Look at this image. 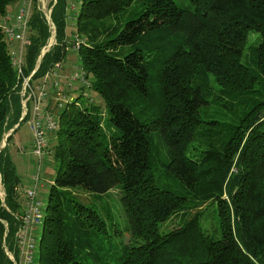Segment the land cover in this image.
Here are the masks:
<instances>
[{
    "label": "trees",
    "instance_id": "16d2710c",
    "mask_svg": "<svg viewBox=\"0 0 264 264\" xmlns=\"http://www.w3.org/2000/svg\"><path fill=\"white\" fill-rule=\"evenodd\" d=\"M21 1L0 0V16ZM79 1L78 22L121 24L79 48L103 109L79 95L56 116L48 82L34 84L65 52L67 0L54 16L60 43L30 79L58 123L36 264H264V0ZM34 11L30 27L42 36L26 75L47 30ZM21 80L0 24V264H14L6 249H16L34 188H22L3 146L32 116ZM212 101L229 118L211 114Z\"/></svg>",
    "mask_w": 264,
    "mask_h": 264
},
{
    "label": "rangeland",
    "instance_id": "374dc122",
    "mask_svg": "<svg viewBox=\"0 0 264 264\" xmlns=\"http://www.w3.org/2000/svg\"><path fill=\"white\" fill-rule=\"evenodd\" d=\"M33 1L35 2L34 5L32 4L31 9L32 11L37 10L42 16V18L45 19L47 30L45 33V37H42L41 39L40 47H38L39 52L35 57L34 67H32L31 70L28 72L30 75L31 72L34 71L35 66L38 63L39 65L33 72L32 76L36 74L38 69H40L41 63L42 61H44V58L47 53L53 52L54 47L60 43L58 23L56 22L54 17L56 8L58 7V0ZM22 5L23 4L21 1L20 3H17V5H15L11 10L2 14L0 16V24L5 27L13 28L14 24L16 23V17H14L15 13L22 7ZM79 6V0H67L66 14L64 19V21H66V34L64 35L63 40V43H65L66 45L65 47L62 46L63 50H65L63 57L57 62H51L50 67L46 69V72L38 76L37 80L34 82V84L36 83L38 87L39 84H42V82H48V91L50 92L48 95V99L52 100L53 102V107L51 106V113L55 114L56 116H58L60 108L69 98H75L79 95L80 97H82V100L101 104L102 109L104 107V100L101 98V95L97 91L92 89V83L95 79V76L90 75V73L87 71V68L83 64L82 70H80L79 64L82 62V60L80 59L79 48L80 45L83 44V42H104L111 36L112 30L121 24V20L117 18H107L102 20L92 19L91 21L78 22V20H76L74 17H76L77 11H79ZM47 16H50V19H48ZM4 31H6V28H4ZM37 36L39 37L42 35L39 33L38 30L32 31L31 25L30 31L25 36V40L21 41V45L23 46L22 58L26 60L27 66V55L30 47L34 44V38H38ZM255 38L256 35L252 36L251 40H254ZM14 40L6 36L7 46L12 51L14 49H17L20 45V42ZM23 70L24 68L22 69V71ZM15 73L18 77V68H15ZM39 74L41 73L39 72ZM29 75H26L24 72V76ZM21 77V83L23 85L21 87L22 89L20 90L22 112L25 114L28 111L30 113V111L32 110L31 113L33 114V116L32 118H27V120L21 124L17 131L15 130V128H12L9 130L7 135L4 134L5 138L3 140V146L9 145L8 150L10 151V155L16 165L17 172L21 177L22 188L26 190L29 187H34L36 203L40 204V201L43 204V207H45V205L48 203L50 188L52 185L51 183L58 169V163L56 162L54 155L52 152H50V150L44 151L43 149L44 152L39 155L36 153L34 148L32 149L31 143L34 140L35 133L31 126L38 122L36 119H33L34 116L40 115V117L44 119L50 114L48 113V109L46 107L34 105L32 108L33 104L30 103L33 101V97H31L30 103L22 97V94L24 93V88L27 87L28 78L24 79L23 82L24 77ZM211 86L213 88L214 93L219 94V88L212 81ZM51 91H53L54 93H52ZM60 91H62V93ZM213 97L214 95L211 98ZM37 98L38 100L40 99L42 102H44L42 95L40 97L39 93H37ZM58 99L62 101L57 103ZM46 101L45 104H47ZM210 113L219 114L223 118H229L217 112V106L213 101ZM55 132L56 131L50 132L51 134L48 135L49 144H53L56 141ZM39 172H41L40 183L37 180ZM1 182L2 176L0 174V196H2V198L0 197V201L2 202V204H4L5 198L3 197L5 193L3 191V185ZM171 188L176 190L175 185H171ZM82 196L87 199L89 198L90 194L88 197L85 193L82 194ZM178 220L179 218L175 217L170 219L167 223V228L176 226ZM37 227V229L33 230V235L39 238L41 235L42 228H39V226Z\"/></svg>",
    "mask_w": 264,
    "mask_h": 264
},
{
    "label": "built area",
    "instance_id": "2783aa9c",
    "mask_svg": "<svg viewBox=\"0 0 264 264\" xmlns=\"http://www.w3.org/2000/svg\"><path fill=\"white\" fill-rule=\"evenodd\" d=\"M34 2L35 1L33 0H23L22 7L17 11L16 16H14L16 17V23L14 24V27L10 28L3 26V28H6V31H4L5 40L7 36L10 39H15L14 41L20 42V45L17 49H14L13 51L10 50L11 61L14 68L19 69L18 77L21 78V76H23V82L24 79L28 78L27 87L24 88L22 97L25 98L26 101H30L31 97H33L32 108L34 105L39 106L38 98L33 88L34 85H32L30 82L31 76L39 64L37 63L34 71H32L29 76H24L25 68L27 65L26 60L22 58L23 46L21 45V41L25 40L26 34L30 31V20L33 13L31 7L32 4L34 5ZM49 17L50 16H47L48 19H50ZM23 68L24 70L22 71ZM80 70H82V67H80ZM43 94L44 92L41 90L40 97ZM33 119H36L38 122L31 126L35 133V137L31 143V147L32 149H35L37 154L41 155L44 151L50 150L48 148V135L50 134V132H54L56 130L58 124L57 118L53 114H50L44 119L40 117V115L34 116ZM27 192L28 200L25 202L26 204L20 216V226L16 234V249L8 253L14 264H36L38 257L37 253L39 250V244L36 236L33 235V230L37 229V226H39V224L41 223L44 214V208H42L40 201V204L36 203L34 188H29Z\"/></svg>",
    "mask_w": 264,
    "mask_h": 264
},
{
    "label": "bare ground",
    "instance_id": "6f19581e",
    "mask_svg": "<svg viewBox=\"0 0 264 264\" xmlns=\"http://www.w3.org/2000/svg\"><path fill=\"white\" fill-rule=\"evenodd\" d=\"M7 250V253H9V252H12V251H10L9 249H6ZM9 255V254H8Z\"/></svg>",
    "mask_w": 264,
    "mask_h": 264
}]
</instances>
